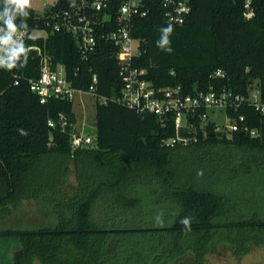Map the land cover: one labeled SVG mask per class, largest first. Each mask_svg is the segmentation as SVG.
<instances>
[{"label":"trees","instance_id":"16d2710c","mask_svg":"<svg viewBox=\"0 0 264 264\" xmlns=\"http://www.w3.org/2000/svg\"><path fill=\"white\" fill-rule=\"evenodd\" d=\"M75 1L56 0L50 9ZM120 1L107 9L110 24ZM189 4L175 24L159 0H145V15L131 20V35L139 39L131 65L144 69L153 86L179 85L184 93L245 95L255 83L264 102V0ZM38 16L29 2L13 8L0 0V34L8 19L15 28L45 26L44 37L25 44L41 46L53 67L62 64L74 88L93 86L95 134L89 145L71 147L72 99L41 103L27 82L39 73V57L25 44L15 47L9 67L0 69V216L32 200L50 206L52 221L0 225V238L16 240L9 264H207L219 245L235 257L264 246V137L215 131L213 122L196 116L192 127L180 129L187 143L166 145L175 134L171 117L162 124L154 113L118 101L117 47L99 39L83 58L74 35L52 30ZM216 69L223 75L214 76ZM228 114L243 115L249 127L263 124L247 103ZM146 234L160 235L158 244L139 245L138 235Z\"/></svg>","mask_w":264,"mask_h":264},{"label":"built area","instance_id":"2783aa9c","mask_svg":"<svg viewBox=\"0 0 264 264\" xmlns=\"http://www.w3.org/2000/svg\"><path fill=\"white\" fill-rule=\"evenodd\" d=\"M56 1V0H55ZM120 0H77L71 6L60 10L48 8L38 17L43 18V24L52 30L67 31L74 35L81 57L86 58L92 53L99 39L110 41L117 47L119 60L118 74L122 80L121 94L118 101L133 109L136 113H154L162 124L167 117L173 119L175 134L164 143L174 145L185 144L189 137L181 135V127H192V119L196 116L214 123V130L231 133L243 130L252 136L264 137V102L260 99L259 88L255 83L249 87L247 94L234 92L231 89L206 91L199 90L193 94L184 93L179 85L155 87L144 78L145 70L131 65V58L138 54L139 39L131 35V20L135 16H143L145 0H121L115 10L116 18L112 20L111 13L107 10L114 2ZM165 19L168 22L181 24L190 11L189 0H159ZM55 3V2H54ZM53 3V4H54ZM248 3V0H247ZM52 4V5H53ZM251 15V10L247 11ZM103 24V25H102ZM105 25L106 29H102ZM108 26L111 28L108 29ZM114 26V27H113ZM34 30H42L46 34L45 26L33 28H4L0 34V69L9 67L12 51L15 47L25 44L33 36ZM27 50L35 51L39 57V73L28 79L29 89L38 96L41 103L49 98L72 99L77 92H85L72 86L65 74L62 64L52 66L50 55L41 46L34 43L25 44ZM214 76H222L221 69H216ZM13 84L18 83L19 76L13 74ZM92 82H96V75H92ZM90 85L87 92L93 94ZM241 103H247L262 118L263 124L249 127L244 123L243 115L232 116L229 110L236 109ZM219 111L227 119L226 123H218L213 119L214 112ZM60 126L63 129L66 122L61 118ZM49 126H54L51 119ZM94 135L82 132V124L78 129L73 125L70 131V145L72 148L89 145Z\"/></svg>","mask_w":264,"mask_h":264},{"label":"rangeland","instance_id":"374dc122","mask_svg":"<svg viewBox=\"0 0 264 264\" xmlns=\"http://www.w3.org/2000/svg\"><path fill=\"white\" fill-rule=\"evenodd\" d=\"M29 6L36 15H41L48 9L55 0H28ZM33 36H44L42 30H34ZM73 111L76 115L74 127L78 129L81 124L93 126L94 124V105L95 96L91 92H77L72 98ZM213 119L218 123H226L227 119L222 112L216 111ZM70 179L73 181L71 174ZM50 206L44 203L34 201H24L16 209H11L10 215L0 216V225L23 228L33 227L42 220V224L51 223L49 214ZM100 210V209H99ZM99 210L96 209L94 217H99ZM41 225V224H40ZM38 226V225H36ZM139 245L144 249L150 245H157L160 235L146 234L138 235ZM16 240L13 238H0V264H9L11 262V254L17 248ZM207 264H264V246H253L247 253L240 257H235L231 252V247L219 245L206 256ZM32 264H40L38 260H34Z\"/></svg>","mask_w":264,"mask_h":264},{"label":"clouds","instance_id":"9594fccd","mask_svg":"<svg viewBox=\"0 0 264 264\" xmlns=\"http://www.w3.org/2000/svg\"><path fill=\"white\" fill-rule=\"evenodd\" d=\"M8 5H11L13 8H24L28 4V0H6ZM9 28H12L11 20L8 19L5 21ZM166 31H171V28L166 29ZM185 224L188 223V219L185 218L183 221Z\"/></svg>","mask_w":264,"mask_h":264},{"label":"water","instance_id":"95a60500","mask_svg":"<svg viewBox=\"0 0 264 264\" xmlns=\"http://www.w3.org/2000/svg\"><path fill=\"white\" fill-rule=\"evenodd\" d=\"M76 45L78 46V43ZM82 132L85 134L94 135L95 134V127L83 124L82 125Z\"/></svg>","mask_w":264,"mask_h":264},{"label":"crops","instance_id":"0c3cea01","mask_svg":"<svg viewBox=\"0 0 264 264\" xmlns=\"http://www.w3.org/2000/svg\"><path fill=\"white\" fill-rule=\"evenodd\" d=\"M83 125V124H82Z\"/></svg>","mask_w":264,"mask_h":264}]
</instances>
